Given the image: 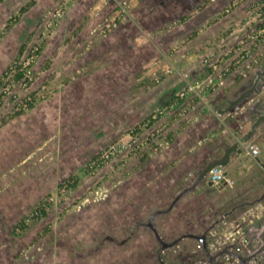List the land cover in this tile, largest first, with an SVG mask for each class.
<instances>
[{"label": "rangeland", "instance_id": "rangeland-1", "mask_svg": "<svg viewBox=\"0 0 264 264\" xmlns=\"http://www.w3.org/2000/svg\"><path fill=\"white\" fill-rule=\"evenodd\" d=\"M33 1L36 4L21 16ZM119 1L127 6V14L115 29L102 34L103 22L118 17ZM103 2L110 1L5 0L0 4V79L25 44L28 53L22 59L33 65L31 88L25 83L0 86V96L7 94L0 106V264H193L189 258L176 260L181 252L174 248L156 258L150 231L137 230L140 219L147 220L149 203L157 201L149 199L150 193L165 191L164 186L176 184L178 177L183 180L181 161L186 152L190 156L195 152L193 144L172 136L170 128L185 114L182 107L191 114L205 108L214 114L213 101L226 85L236 90L231 102L246 90L263 98L264 0ZM113 5L109 15L99 18L103 22L98 21L92 31L86 29L93 12L103 6L109 12ZM11 21L15 24L6 31ZM41 35L48 43L36 54ZM233 63L237 67L232 71ZM164 66L168 85L162 82ZM200 75L205 79L200 80ZM191 86L197 89L192 91ZM167 88L180 96L185 93L179 110L158 109L146 122L120 130L118 96ZM35 89L40 90L36 107L9 119ZM249 100V106H254L257 99ZM235 103L226 110L228 117L242 114L244 104ZM238 105L241 110L229 114ZM263 105L264 99L256 108ZM116 143H123L124 150L101 166L94 164ZM160 153L170 157L167 172L159 174L156 186L151 182L156 174L150 160ZM71 176L79 177V185L60 189ZM231 195L220 197L215 218L210 212L203 217L198 203L176 214L188 215L183 220L197 224L227 218L230 223L222 224L225 233L226 227L249 215L248 202L239 208L245 199ZM41 204L50 215L34 221L32 212ZM140 205L146 209L141 211ZM27 216L30 228L15 235L14 227ZM171 222L169 218L162 224ZM229 234L221 240L223 248L238 251L239 233ZM186 254L182 256L191 252ZM221 254L212 252L199 264H224L217 259Z\"/></svg>", "mask_w": 264, "mask_h": 264}, {"label": "crops", "instance_id": "crops-1", "mask_svg": "<svg viewBox=\"0 0 264 264\" xmlns=\"http://www.w3.org/2000/svg\"><path fill=\"white\" fill-rule=\"evenodd\" d=\"M109 1L111 2V0ZM110 2H103V4L110 5ZM105 6L96 13L93 12L92 20L86 25V29H90V31L94 30L99 24L98 21L101 19L100 17L109 15L111 10H114V5L110 8L109 12L105 9ZM114 15H116V13ZM103 20L104 18L101 21L103 22ZM111 35L112 34L107 36ZM165 67L166 66L163 67L165 75L162 73L161 77L162 82L164 81V83H167L169 74ZM223 83L226 85V82L223 81ZM225 87L226 88L222 89L220 96L213 101V106L216 110L214 114L206 108L202 111L196 110V112L191 114L187 111V108L180 106V103H175L174 105L175 110H179L182 107L185 114L176 120L174 125L170 128L171 133L173 132L172 136L175 134L176 136L179 135L182 137V140L185 139L188 141L187 144H193L192 146L195 152L192 156L186 154L187 152L184 154L186 156L181 161L180 166L183 169L180 173V176L184 178L183 180L180 181L178 177L176 178V180H178L176 184H172V186L166 184L167 186H164L166 187L165 191H154L150 193L149 199H155L157 203L150 202L149 205L151 204L150 207L152 208L147 210V212L149 211L147 220L144 218L140 219L141 222H138L139 226L146 228V223L153 217V224L156 228L159 225L167 232L168 238L166 242H173L184 237L179 241L180 243L185 238L190 237V235L205 234L207 238V231L206 233L203 232L208 227L214 225V223H217L215 221L219 217L209 224H197L195 222L193 223V221L186 222L187 220L183 219L188 215L184 217L182 214L181 216L179 214L177 215L176 212L179 209L181 210L182 207L193 209V206L198 203L203 208L201 211L203 217L209 212V214H212L211 216L214 217L213 213L216 212L215 206L220 204V197L222 195L232 194L231 196L236 197L235 200L245 199L239 203L240 205L248 202V218L245 219L243 224H239L235 229L233 228V231L239 232L240 228H242L245 223L248 222V224H251L257 217L264 215V199L255 202L264 195V105L262 108H256V104L263 101L264 92L261 95L263 98H256L251 95V91L246 90L237 96L235 95V101L231 102L229 97H231V95L233 96V92L236 90H234V87H228L227 85ZM119 94H121V92H119ZM127 96L129 100L124 101V98ZM174 96H177V92L170 91L169 88L163 90H137L132 92L130 96H118L120 97V102L117 104V112L120 114V130H124L126 127L130 126V124L146 122L150 119L153 112L161 108L166 109L167 104ZM249 98L257 99L254 106H249ZM240 101L244 104V109L241 111L242 114L236 117H228L225 113L226 110L234 106V104H237L235 102ZM247 103L248 106L246 105ZM247 107L248 110H245ZM195 108L196 107L193 109ZM190 121L196 123L194 125L195 127L190 125ZM152 128L153 125H150L149 130ZM140 138L142 137L139 136L137 139ZM174 139L175 138H173V140ZM246 141L254 142L261 148V155L258 158H252L244 152L242 144ZM175 143L176 141L173 145ZM169 157L170 155L167 153H160L153 156L152 159L155 158L154 160H150V169L156 174L154 180L151 182H155L156 186L158 184L156 181L160 179L159 174H166L167 172ZM224 158L228 159V164L226 165L227 175L233 182V185H227L223 189H220L216 185H211L209 172L205 174V171L212 162L220 161ZM164 187L161 188L163 189ZM164 193H166V195H163ZM177 197H180V199L172 207ZM145 209L146 205H140L141 211ZM147 212L145 211V213ZM164 214L167 215L165 216ZM169 218L172 219L173 223H169L170 226H164L162 223L165 219ZM203 220H205V218H203ZM193 225L194 227H192ZM228 227L231 226L229 225ZM228 227H226V229H228ZM148 228L153 232L150 227ZM254 233L248 235L247 232L246 234L243 233L241 236L239 233L238 238L241 242L242 240L247 242L246 239L250 240L254 238ZM230 234L228 233V236ZM171 235L174 237L172 240ZM196 240L199 241L198 239ZM244 250L247 251L245 247H243V249L238 248L240 253Z\"/></svg>", "mask_w": 264, "mask_h": 264}, {"label": "trees", "instance_id": "trees-1", "mask_svg": "<svg viewBox=\"0 0 264 264\" xmlns=\"http://www.w3.org/2000/svg\"><path fill=\"white\" fill-rule=\"evenodd\" d=\"M5 0H0V4H2ZM36 4V1L31 2L27 7H24L22 9V15L25 14L27 11H29V9L34 6ZM18 17L19 18H21ZM15 23H13V21H11L7 28L6 31H9L13 28V25ZM48 40L47 39H43L42 35L40 36V39L38 40V45L36 47V54H41L46 46H47ZM28 46L29 44H25L21 47L20 52L15 60V62L11 65L8 66V68L6 69V71L3 74V77L0 79V86H4L6 87L7 85H19L22 83H25L26 85H29V87L31 88V80L33 76H31L33 74L32 72V68L33 65L30 63L29 65H26V61H24L22 58L25 57L26 53H28ZM35 50V49H34ZM33 56V55H31ZM50 67V62L47 63V65L44 67L45 70H47ZM237 67L236 64L233 63V65L231 66L230 70H234ZM213 70L210 69L208 72H212ZM200 80L205 79V75H200ZM39 89H35L30 91V94L28 96L25 97V99L23 100V105L21 107H18L20 110L13 113L12 115H10L8 118H17L20 117L23 113H25L26 111H31L32 109H34L36 107V105L38 104L39 100ZM6 93H4L3 95L0 96V106L4 104L5 102V97H6ZM184 101V99H182V97L180 95L174 96L172 98V100L167 104L166 109L168 108V110L172 111L175 109L174 105L175 103H182ZM165 107V106H164ZM164 110V109H163ZM4 122H6V119L4 120ZM155 146V145H154ZM228 155V154H227ZM223 164V165H227L228 164V159L224 158L223 160L220 161H216V162H212L209 167L206 169L205 174L210 172L211 169H213L214 167ZM74 181V183L72 184L71 182ZM80 179L79 177L76 176H71L68 179H66L63 183H61L59 185L60 189L63 188H76L79 185ZM242 208L243 205H240ZM249 207V206H248ZM32 215L34 217V221L38 220L40 218H45L48 217L50 215V211L47 208V206H44V204H41L38 206V208L35 209L34 212H32ZM165 215V214H164ZM167 215V214H166ZM165 215V216H166ZM30 216L25 217L24 219H22L18 225H16L13 229V233L15 235H20L22 232L27 231L30 228ZM245 221V220H244ZM244 221H239L237 222L234 226L228 227V229L225 230V233L223 231L224 226H219L217 227L220 228L218 229L216 232L214 231V229L212 228V226L208 227L203 233H206L207 231V240H206V247L202 245V243H200L199 241H197L195 238H190L187 237L184 240H182L176 247H174V249H180L181 253H178V256H180V258H176V260H181V258L186 261L188 260H192L193 264H199V262L201 261V259L203 257H207L208 255H211L212 252H218V251H227L228 248L224 247V243L223 238L226 234H228L231 229L233 230V228H236L237 226H239V224H243ZM254 222H252L251 224L245 223L244 226H242L241 230H239L240 234H246L248 232V235H250L251 233L257 232L262 226H264V215L257 217L255 220H253ZM137 230H148L150 231V229L148 227H143V226H139L137 224ZM157 229L160 233V235L162 236V238L166 241V239L168 238V234L167 232H165L163 230V228L161 226H157ZM136 230V231H137ZM220 230V231H219ZM152 234V238L156 244V254L157 257L159 258V256L165 253L167 254L168 252H170V249H167L165 251H162V245L158 242L156 235L154 234V232H151ZM186 234V233H185ZM174 239V237L171 235V240ZM191 245V246H190ZM188 247H191L190 249H187ZM193 247V248H192ZM223 248V249H222ZM189 250V251H188ZM188 252H191V254H189V257L186 256ZM186 254L184 256H182L183 254ZM175 260V261H176ZM162 264V263H161ZM187 264V262H186Z\"/></svg>", "mask_w": 264, "mask_h": 264}, {"label": "built area", "instance_id": "built-area-1", "mask_svg": "<svg viewBox=\"0 0 264 264\" xmlns=\"http://www.w3.org/2000/svg\"><path fill=\"white\" fill-rule=\"evenodd\" d=\"M126 7V5L119 1L118 17H115L114 19H106L103 22L101 26L102 34L106 33L107 31L113 30L118 26L117 21L123 15L127 14ZM195 89L197 88L194 86L190 87V90L192 91H195ZM181 96L184 97L185 93H182ZM239 110H241V106L238 105L232 111H230L229 114H237ZM155 140L156 139H153V142H156ZM242 147L244 152L252 158L256 159L261 155V148L254 142L246 141L242 144ZM124 148L125 145L123 143H116L114 145H111L108 150L103 152V154L97 161H95L94 164L101 166L102 164L109 162L117 153L123 151ZM227 174L228 173L226 166L223 164L214 167L209 172L210 179L215 184H222L224 181H226L228 185H233V182L230 180ZM241 235L242 234H240V236ZM246 240L247 242H244L243 240L242 242L240 241L241 244L239 248L243 249V247H245L247 251L244 250L240 253V251H232L229 249V251H223V254H221L222 256L217 257V259L220 258L221 262L224 264H264V226H262L257 232L254 233L253 239ZM214 263L216 262L214 261Z\"/></svg>", "mask_w": 264, "mask_h": 264}, {"label": "water", "instance_id": "water-1", "mask_svg": "<svg viewBox=\"0 0 264 264\" xmlns=\"http://www.w3.org/2000/svg\"><path fill=\"white\" fill-rule=\"evenodd\" d=\"M211 185H216V186L219 187L220 189H223V188L226 187L228 184H227L226 181H224L222 184H215L213 181H211ZM179 199H180V197H177V199L174 201L172 207L175 205V203H176ZM263 199H264V195H263L260 199H258L257 201H255V202H259V201H261V200H263ZM172 207H171V208H172ZM146 226H147V227H150V228L153 230V232L155 233V235H156V237H157L159 243L162 245V250H163V251L175 247V246L179 243V241H180L181 239L184 238V237L179 238V239H177V240H175V241H173V242H166V241H164L163 238L161 237V235H160L158 229H157L156 226L153 224V217L149 220L148 223H146ZM190 237H194V238L198 239V240H199V241H200V242L206 247V235H205V234H204V235H190ZM161 263H162V264H165L163 261H161Z\"/></svg>", "mask_w": 264, "mask_h": 264}, {"label": "flooded vegetation", "instance_id": "flooded-vegetation-1", "mask_svg": "<svg viewBox=\"0 0 264 264\" xmlns=\"http://www.w3.org/2000/svg\"><path fill=\"white\" fill-rule=\"evenodd\" d=\"M229 215V214H228ZM227 215V216H228ZM226 216V215H225ZM230 223V220L229 219H227V218H223V219H221V220H218L217 221V223H214V225H212V228L214 229V231L216 232L218 229H220V228H218L217 229V227H219L220 225H222V224H224V223ZM217 226V227H216ZM223 226V225H222ZM221 227V226H220ZM220 231V230H219ZM206 240H207V238H206ZM171 250H173V248H171ZM175 250V249H174ZM176 251V250H175ZM208 256H210V255H208ZM215 258V257H214Z\"/></svg>", "mask_w": 264, "mask_h": 264}]
</instances>
